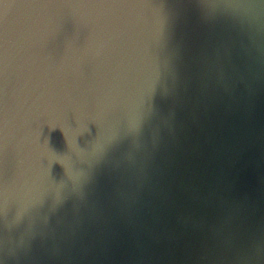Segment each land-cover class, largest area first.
<instances>
[{"label": "water", "instance_id": "obj_1", "mask_svg": "<svg viewBox=\"0 0 264 264\" xmlns=\"http://www.w3.org/2000/svg\"><path fill=\"white\" fill-rule=\"evenodd\" d=\"M0 264H264V0H0Z\"/></svg>", "mask_w": 264, "mask_h": 264}]
</instances>
